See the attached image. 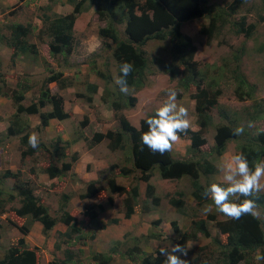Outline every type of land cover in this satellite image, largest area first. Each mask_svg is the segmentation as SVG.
<instances>
[{
    "label": "rangeland",
    "instance_id": "1",
    "mask_svg": "<svg viewBox=\"0 0 264 264\" xmlns=\"http://www.w3.org/2000/svg\"><path fill=\"white\" fill-rule=\"evenodd\" d=\"M233 0H208L207 7H222ZM94 7L89 6L74 23V50L67 56V61L58 55L52 57L49 54L48 46L37 38L38 32L43 28V17H53L55 14L64 15L72 11V6L67 0H0V86L5 85L6 89H16L22 91L18 84H27L29 88L24 92L23 105H28L37 95L43 79L48 75L50 69L62 71L70 84L69 87L60 89L57 85L49 84L51 93H58L63 98L64 110L69 116L63 120L51 119L45 128H38L40 125L39 115H26L24 119L30 124L32 132L38 134L39 140L49 143L57 137L70 141V146L65 150V162H70L71 169L57 178H49L43 171L51 164V160L41 151L36 150L33 156L23 158L21 146L17 138L10 139L7 147L6 141L0 146V173L6 169L21 171L22 179L28 180L39 193L41 201L48 205L50 213L58 214L61 203V195L69 196L68 208L77 223L81 237L75 235L68 242H62L57 236L65 231L66 226L57 223L48 234L42 231L39 222L30 225V231L25 235L26 244L37 249L38 264H51L55 259L64 258V250L71 249L74 253L72 262L68 264H95L91 259L94 252L108 253L110 247L116 240L123 241V244L114 252L110 264H141L140 260L145 254L159 257L161 248H168L177 244V235L173 232L172 221L176 222L178 228L188 230L190 222L198 219H207L209 213H213L217 219H224V215L216 211L212 202L197 204L191 195V185L188 177L180 179H162L153 174L150 182L154 185L155 193L160 197V204L155 208H150V212L125 218L122 211V198L124 194H114L107 190L97 196L89 198L81 197L86 184L92 180L100 179L106 184V175H115L116 182L124 187H129L135 183L133 175L121 176L120 168L132 165L127 160L129 156L127 148L110 149L109 141L103 140L100 143L90 145L92 133L97 129L101 132L118 129L117 115L125 116L129 122L139 127V122L148 114H152L158 107L162 106L166 99L165 90L175 88L178 92L177 103L185 106L189 110L191 120V130H197L196 115L194 111V100L190 94L194 92L191 87L189 91L181 89L178 78L171 79L166 71V66L172 61L170 44L168 41H150L146 45V53L150 61L147 73V80L144 87L135 91L129 88V94L134 95V106H123L120 111L115 112L109 102L101 100L104 94V80L95 74L94 69H99L106 74L116 73L115 62L106 52L105 56L97 58L91 63L92 56L102 50L105 42L109 39H101L98 29L106 27L107 21H101L94 12ZM263 7L260 0H249L236 9L235 17L244 16L246 23L256 24L253 35L246 39L242 35H235L230 30V24L213 35L208 42L205 35L199 33L201 24L207 23L205 17L186 21L181 24L180 30L188 36L194 44L196 51L194 59L197 68L205 74L204 81L211 89H218L220 95L217 99V108L213 114V125L220 122L219 112L227 114V119H222L224 123L228 120L235 126L243 125L245 132L241 137L248 136V131L252 134L264 131V22H259ZM29 24L31 32L27 37L29 42L37 43L39 55H18L12 58L13 50L6 45L5 39L10 35L11 24ZM118 31H123V25H117ZM243 46V53H239ZM38 48V47H37ZM239 55L238 60L234 59ZM238 66V67H237ZM244 76L246 82L252 87L251 97L239 100L234 94L235 80L232 71L235 68ZM89 83L98 85V92L93 94V101L86 102L85 97L79 94H88L87 85ZM109 88V86H107ZM128 94V95H129ZM180 94V95H179ZM113 99V97H111ZM109 100V98H108ZM256 104H262L260 112L255 114ZM43 108L42 110H47ZM259 109V108H258ZM15 111L12 100L6 96H0V134L7 131L11 115ZM86 124L82 126V122ZM248 121L254 122L253 128H248ZM214 127H209L205 137L207 143L202 146V150H208L213 144ZM77 139L76 142H73ZM243 144L241 139L229 140L224 153L213 159L217 170L216 173L207 177H202V183H223L222 173L218 171L222 163H227L231 157L240 150ZM189 145L187 138L180 137V140L173 145L174 157L186 158V147ZM76 160H73V157ZM177 155V156H176ZM264 159V158H263ZM114 166V167H112ZM4 187L9 188L12 180H4ZM264 183V180H262ZM146 183L139 181L140 199H144ZM181 193V198L185 202L184 212H178L168 199ZM108 197L112 202H108ZM102 205L103 210L98 209ZM212 205V211L205 213L204 209ZM85 206L92 207L95 218L84 213ZM260 208L261 216L264 217V205ZM8 211L0 215V257L8 247L10 239L21 237L22 234L15 225H21L23 219ZM218 214V215H217ZM11 220L15 223H12ZM159 220L158 226L153 225V221ZM210 236L203 237L198 234L195 240H189L185 248L188 255L182 257L188 264L194 259H204L208 254L216 251V245L211 242L212 238L220 237V233L215 227V223L209 224ZM264 229V226H263ZM151 231H159L161 235L156 238H149ZM136 239V240H135ZM176 239V240H175ZM58 242L60 249L55 248ZM140 252L133 254L131 259L126 253L129 247L134 244ZM260 251V250H259ZM258 254V253H257ZM253 257V264H264V260L257 261ZM164 259L165 257L160 255ZM163 262V264H164ZM211 264L210 260H206ZM239 264H244L240 262Z\"/></svg>",
    "mask_w": 264,
    "mask_h": 264
},
{
    "label": "trees",
    "instance_id": "2",
    "mask_svg": "<svg viewBox=\"0 0 264 264\" xmlns=\"http://www.w3.org/2000/svg\"><path fill=\"white\" fill-rule=\"evenodd\" d=\"M67 1L72 6V11L64 15L55 14L53 17H43V28L39 30L37 35L39 41L47 43L50 56L61 55L63 61H67V56L74 50L73 30L77 16L88 10L89 6H93L97 18L101 21H107L106 27L98 29V35L101 39H109L110 42L103 43L102 50L92 56L91 63L95 62L97 58L105 56L106 52H110L116 66L114 76L94 69L96 76L104 80V94L101 95V100L106 103L109 102L115 112L120 111L123 106H134L136 97L120 93L118 86L114 83V79L120 75V65L123 62H129L133 65V71L127 77V82L129 88H133L135 91L140 90L146 84L147 73L150 71L149 64L153 62L150 61L146 53V45L150 41H168L172 61L166 66V71L171 79L178 78V84L184 92L189 91L191 87L194 88L190 97L194 100V111L198 125L197 130L189 129L187 134H180V137L189 140V145L186 147L188 157L181 158L177 155L174 157L173 150L164 155L153 154L142 145L141 132L147 130L144 121L155 111L142 118L138 128L133 126L125 116L117 115L118 129L106 132L97 129L96 132L92 133L90 145L106 139L109 141L108 147L110 149L118 150L128 147L129 156L127 160L131 161L132 166L130 168L121 167V176H130L129 174L136 173L137 170L140 175H133L135 183L129 187L117 184L115 175H106L105 185L100 179L89 181L85 186L84 193L80 195L81 197L97 196L108 189L110 193L124 194L122 211L125 218H130L133 214L149 213L150 208H155L160 204V197L156 195L154 185L150 182L153 174L158 171L157 175L166 180L188 177L192 197L197 204H205L212 201L202 197L201 193L209 183L204 184L201 179L217 172L213 159L224 153L229 140L241 139L243 141L238 152H243L248 157L250 166L264 158V131L256 134L248 131V136L245 138L234 136L232 129L236 126L230 120L224 123L222 119H227V114L219 111L217 113L220 122L213 125V114L217 108L220 91L211 89L205 83V74L199 71L194 59L196 48L191 39L180 30L182 23L205 17L208 22L201 24L199 33L205 35L208 42L214 34L220 33L227 24H230L229 28L235 35H242L248 39L253 35L257 23L247 24L244 16L236 18L235 13L237 8L249 0H233L225 7H211V9L207 7L208 0ZM260 1L264 12V0ZM259 18L260 23L264 22V13ZM117 25H123L122 32L118 31ZM30 32L29 24H11L10 35L6 37L5 42L13 50L12 58L18 55H38L37 45L27 40ZM238 51L242 54L243 46ZM238 58L239 55L234 56V59L238 60ZM237 67L232 71L236 84L234 94L239 100H244L251 97L252 87L246 82ZM54 83L60 89L72 84L63 77L62 71L50 69L34 100L28 105L21 103L25 98L24 92L29 88L27 84L17 85L21 87L22 91L20 92L16 89H6L5 85L0 86V96L10 98L15 106L7 131L3 136L0 134V146L6 141L4 146L7 147L10 139L17 138L22 148L21 155L23 158L33 156L36 150L41 151L46 159L51 160V164L43 170L49 178L60 177L71 169L70 162L64 161L67 156L65 150L70 146V141L57 137L49 143L40 141L39 147L32 149L28 145V135L32 133V128L24 116L39 115L40 125L38 128L40 129L45 128L51 119L63 120L69 116L68 112L64 110L62 96L50 92L49 84ZM87 90L89 91L88 94L81 93L79 96L85 97L86 102L90 103L93 101V94L98 92V85L89 83ZM261 106L262 104L255 105V114L260 112ZM45 107L48 109L42 110ZM81 124L84 126L86 120ZM211 126L214 127L213 144L208 150H202V146L207 143L205 134ZM76 141L77 139H74L73 142ZM73 160H76L75 155ZM21 174V171L14 172L9 169L0 173V215L6 213L7 209L11 207V212L24 220L21 225H15L22 236L10 239L8 247L0 257V264H38L37 249L29 247L24 237L29 233L30 225L33 222H39L42 225V231L45 235L57 223L64 224L66 230L58 233L57 236L62 242L70 241L74 235L78 238L81 237L77 221L69 212V196L67 194L61 195L60 212L53 216L48 205L41 201L39 193L33 185L28 180L22 179ZM7 179L12 180V185L9 188L4 187V180ZM140 180L146 183L144 199H140ZM180 195L181 193H177L176 198L171 197L168 202L178 212H184L185 202ZM108 202H112L111 197H108ZM257 203L259 207L264 205V191L259 194ZM97 207L99 210H103L102 205L99 204ZM84 213L90 215L91 219L95 218L92 207L85 206ZM11 222L14 223L12 220ZM211 222L215 223V227L220 233L219 238L211 239V242L216 245V251L208 254L204 259L194 258L189 264H205L207 263L206 260L213 262L211 264H239L240 262L253 264L251 261L257 253V255L264 254L263 216L259 219L244 216L240 220H231L224 216V219L221 220L217 219L213 213H209L207 219H192L190 228L183 231L178 228L175 221H172L173 232L178 237L177 243L185 247L186 243L189 240H195L198 234L203 237L210 236L209 224ZM152 223L157 227L159 220ZM148 235L149 238H156L161 233L151 231ZM122 244L123 241L116 240L108 253L94 252L91 259L95 264H110L113 259L112 254ZM55 248L60 249L58 242L55 244ZM135 252H140L136 243L126 250L131 259H134L133 254ZM157 253L160 254L158 251ZM73 258L74 253L71 249H65L64 258L55 259L51 264H68L72 262ZM140 262L141 264H163L164 259L160 255L153 257L151 254H145Z\"/></svg>",
    "mask_w": 264,
    "mask_h": 264
},
{
    "label": "clouds",
    "instance_id": "3",
    "mask_svg": "<svg viewBox=\"0 0 264 264\" xmlns=\"http://www.w3.org/2000/svg\"><path fill=\"white\" fill-rule=\"evenodd\" d=\"M35 44L38 47L39 55V46L36 42ZM44 44L47 45L45 42ZM132 71L133 65L129 62H123L120 65V75L114 79L119 92L124 95L129 94L127 77ZM165 92L166 99L162 106L158 107L153 115L145 119L144 123L147 125V130L142 131L140 137L143 146L147 147L153 154L159 153L160 155L171 152L173 145L180 140V134H187L191 128L188 108L177 103V90L168 88ZM254 126L253 121H248V128ZM244 132L245 127L243 125H238L232 129L234 136H241ZM39 144L38 134L36 132L30 133L28 145L32 149H37ZM218 171L222 173L223 184L210 183L201 193L202 197L210 199L215 205L216 211L231 220H240L244 216L259 219L261 212L257 200L259 194L264 191V183H262L264 180V159L258 160L250 166L248 157L243 152H238L227 163H222ZM242 197L243 199H241ZM204 211L206 214L211 212L212 205L206 207ZM160 255L165 257L164 264H188V261L182 258L188 255V250L179 243L168 248H161ZM255 259L257 261L264 260V254L257 255Z\"/></svg>",
    "mask_w": 264,
    "mask_h": 264
},
{
    "label": "crops",
    "instance_id": "4",
    "mask_svg": "<svg viewBox=\"0 0 264 264\" xmlns=\"http://www.w3.org/2000/svg\"><path fill=\"white\" fill-rule=\"evenodd\" d=\"M62 232H64V231H62Z\"/></svg>",
    "mask_w": 264,
    "mask_h": 264
}]
</instances>
